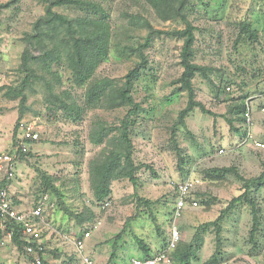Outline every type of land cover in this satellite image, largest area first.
Returning <instances> with one entry per match:
<instances>
[{
	"label": "rangeland",
	"instance_id": "obj_1",
	"mask_svg": "<svg viewBox=\"0 0 264 264\" xmlns=\"http://www.w3.org/2000/svg\"><path fill=\"white\" fill-rule=\"evenodd\" d=\"M10 1L0 0V6ZM96 1L110 10L113 26L110 56L100 67L98 77L122 81L141 61L136 50L146 43L148 31L130 24L127 15H141L165 33L185 28L179 20L162 22L143 0ZM56 10L75 15L64 8ZM44 14L45 6L40 0H20L0 10V146L5 149L13 145L20 114V100H12L6 93L9 88L19 87L25 78L18 71L25 49L24 35L32 31L36 19ZM188 15L197 27L195 63L208 69L216 86L223 80L233 84L231 91L227 90L230 93L218 99V89L204 76H196L197 100L217 117L196 109L187 119L189 132L177 129L179 151L176 150L172 129L189 100L178 83L183 73L180 57L183 41L169 34L155 36L152 46L145 51L148 65L134 92L135 100L145 109L133 131L135 161L145 165L138 173L137 193L152 203L150 208L142 206L137 210L136 190L127 179L114 182L113 196L106 208L95 202L91 190L89 162L102 147L92 144L89 134L96 122L119 125L128 108L92 110L81 124H75L54 110L51 103L54 101H49L52 99L44 84L35 83L26 90L28 99L22 121L38 123L44 134L39 143L31 144L30 153L17 164L9 187L14 202L22 210L31 209L43 194H48L38 174L42 170L53 177L70 209L80 212L89 206L97 214L95 222L79 226L59 209L58 198L50 193L56 210L47 215L49 229L43 237L46 264H84L76 240L86 231H92V236L86 242L84 254L97 264H129L134 258L145 257L134 235L144 240L152 255H157L171 240L181 184L186 181L193 184L180 221L181 240L190 241L200 226L217 220L230 201L243 193L242 183L234 178L210 184L205 180L206 170L237 166L247 178L263 173L264 150L257 149L252 142L243 145V137L231 130L225 119V101L250 95L247 104L254 114L253 134L256 140L264 142V0H192ZM242 22L259 32L258 42L238 40ZM77 93L80 96L83 91ZM205 194L218 199L210 209L202 203ZM261 195L264 197V191ZM195 201L199 203L197 207L192 205ZM134 216L137 219L132 228L123 232ZM252 224L251 210L246 205L239 206L224 221L227 259L224 264H264V222L258 248L250 242ZM202 246L201 260L195 264H204L214 254L216 235L212 230L203 233ZM28 262L25 251L0 232V264Z\"/></svg>",
	"mask_w": 264,
	"mask_h": 264
},
{
	"label": "trees",
	"instance_id": "obj_2",
	"mask_svg": "<svg viewBox=\"0 0 264 264\" xmlns=\"http://www.w3.org/2000/svg\"><path fill=\"white\" fill-rule=\"evenodd\" d=\"M19 1L12 0L0 6V10L10 8ZM40 1L45 6V14L36 19L32 31L26 32L23 39L25 49L18 71L24 74L25 78L19 87L9 88L6 93L10 99L20 100L19 121L14 139L24 117L23 108L28 99L26 90L35 83L45 85L49 97L52 99L49 101H54L51 102L54 104V110L63 113L67 120L75 124H81L87 113L92 110L113 111L128 108V113L119 125L109 126L103 122H96L89 134L91 143L97 147H102L100 153L89 162L91 190L95 202L104 206L112 199L114 182L127 179L136 190L137 210L140 211L142 206L150 208L152 203L141 198L137 193L139 187L138 173L145 165L137 164L135 161L133 131L138 123L137 118L145 109L141 103L135 100L134 92L136 84L143 77V70L148 65V57L145 55V51L152 46L155 36L169 34L183 41L180 54L183 73L178 83L181 84L182 90L188 94L189 100L187 107L179 113L178 120L172 129V142L176 146V150H178L177 129L181 127L189 132L187 119L196 109H200L206 115L217 117L197 100L194 87L196 76H204L210 84L218 89V99L228 95L230 92L227 91V88L233 84L232 81L223 80L219 86H216L208 75V69L195 63L197 27L193 25L188 15V8L192 0H143L155 11L158 19L162 22L176 20L182 22L185 28L173 33H165L156 29L148 19L141 15H127L130 24L148 31V37L146 43L140 45L136 50L141 58L140 63L122 81L97 76L100 67L109 59L112 47L113 26L109 9L96 0ZM58 8L70 10L75 15L69 16L60 13L56 10ZM239 29L240 39L238 40L250 43L259 41V32L253 29L249 23H240ZM66 85L68 87L64 88ZM79 90L83 91L80 96L77 93ZM249 98L250 95L247 93L239 98L225 101L226 122L231 130L240 134L243 139L246 136L245 115ZM237 125L241 127H237ZM27 155H23L21 160ZM38 174L42 179L44 192L56 196L59 209L75 219L79 226H85L87 223L96 221L97 214L91 207L84 206L80 212L73 211L65 203L63 193L55 185L53 177L42 170H39ZM204 174L205 180L212 185L234 178L242 183L243 193L230 201L217 220L200 226L190 241L181 240L170 255L177 262L186 264L200 262L203 233L212 230L216 235V250L204 264H224L227 259L224 250L223 223L241 205H246L251 210L253 224L250 242L254 243L256 248L259 247L257 244L258 235L262 231L264 222V197L261 195L264 191V171L259 177L247 178L237 166H229L210 168ZM201 198L207 209L212 208L218 202L217 198L206 194L202 195ZM136 219L137 216L131 217L123 232L132 228ZM7 230L13 232L12 241L14 245L19 250L24 251L21 227L14 222H9ZM0 232L3 233L1 229ZM134 240L144 252L145 257L143 258L154 257L144 240L137 235H134ZM167 247L168 245L164 247L163 251ZM44 264H46L45 259Z\"/></svg>",
	"mask_w": 264,
	"mask_h": 264
},
{
	"label": "built area",
	"instance_id": "obj_3",
	"mask_svg": "<svg viewBox=\"0 0 264 264\" xmlns=\"http://www.w3.org/2000/svg\"><path fill=\"white\" fill-rule=\"evenodd\" d=\"M231 91V88H227ZM248 105V104H247ZM264 112V108L262 109ZM246 136L243 145L249 142L254 143L257 149L264 150V142L255 139L253 134L254 114L250 106L245 115ZM19 133L9 149L0 146V229L10 239H13V232L7 230L9 222H14L21 227L24 251L29 259L28 264H44L46 247L43 244V237L49 229L47 215L56 210V204L49 194H43L31 209L22 210L16 205L10 193V184L14 180L17 164L21 157L30 153L32 143H39L44 134V129L36 122L21 121ZM193 184L186 181L181 184L178 190V199L175 207L173 223L171 228V240L165 251L154 255L153 258H134L129 264H186L174 261L172 253L181 241L180 221L186 210L189 195ZM105 203L104 208L109 206ZM197 207V201L192 204ZM92 236V231H86L76 240V247L82 256L84 264H97L92 258L85 255L86 242Z\"/></svg>",
	"mask_w": 264,
	"mask_h": 264
}]
</instances>
